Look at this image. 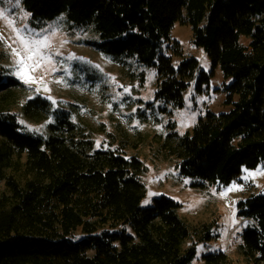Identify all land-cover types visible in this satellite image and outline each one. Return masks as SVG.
<instances>
[{
  "label": "trees",
  "instance_id": "obj_1",
  "mask_svg": "<svg viewBox=\"0 0 264 264\" xmlns=\"http://www.w3.org/2000/svg\"><path fill=\"white\" fill-rule=\"evenodd\" d=\"M34 19L65 14L73 26L90 28L100 50L117 64L134 59L157 74L156 100L182 107L196 58L175 67L163 45L176 23L192 28L212 73L226 87L223 113L207 112L192 133L174 132L153 148L155 159L176 160L184 176L204 185L231 184L244 167L264 162V0H23ZM182 54L178 41L170 44ZM0 51V264H194L197 241L212 237L210 225H193L180 203L167 196L150 207L138 155L96 149L65 111L40 97L22 105L33 120L52 116L44 135L23 131L13 106L22 82L5 76ZM209 75L200 71L197 88ZM174 126V125H172ZM23 129V130H22ZM120 148L137 146L122 131ZM248 224L240 250L264 264V191L238 203ZM196 239V240H195ZM188 241L190 244L187 245ZM186 244V245H185ZM185 245V246H184ZM200 264H237L226 252L204 254Z\"/></svg>",
  "mask_w": 264,
  "mask_h": 264
},
{
  "label": "rangeland",
  "instance_id": "obj_2",
  "mask_svg": "<svg viewBox=\"0 0 264 264\" xmlns=\"http://www.w3.org/2000/svg\"><path fill=\"white\" fill-rule=\"evenodd\" d=\"M0 13L3 14L0 51L7 55L5 76L23 84L17 89L13 106L18 122L25 127L22 130L44 135L53 117L29 119L23 114L22 105L35 97L47 100L53 109L65 111L94 141L96 149L111 147L141 158L148 168L141 176L146 188L143 207H150L154 198L164 195L180 203V215L191 224L210 225L212 237L197 241L194 264H200L204 254L217 251L226 252L237 264H251L240 250L248 222L240 215L238 203L264 191V162L256 168L244 167L229 185L203 186L201 180L182 175L176 168V160L153 156V148L170 134L175 132L176 138L184 137L192 133L193 126L207 112L219 114L230 108L226 104V87L231 79H226L220 69L211 74L212 62L204 48L193 42L192 28L176 23L171 42H165L162 52L172 57L175 67L184 58H196L200 71L209 75V81L199 90L198 71L189 79L183 106L174 108L156 100L155 68L134 59L125 64L115 63L100 50V40L90 28L73 26L65 14L52 20L34 19L23 0H0ZM17 31L30 39L47 38L49 42L50 46L42 49L41 54L49 57L51 63L41 62V67L30 73L36 83H25L18 75L20 57L14 50L21 55L24 50ZM175 41L181 45V55L168 49ZM122 131L137 146L120 148ZM4 189L2 184L0 192Z\"/></svg>",
  "mask_w": 264,
  "mask_h": 264
},
{
  "label": "snow or ice",
  "instance_id": "obj_3",
  "mask_svg": "<svg viewBox=\"0 0 264 264\" xmlns=\"http://www.w3.org/2000/svg\"><path fill=\"white\" fill-rule=\"evenodd\" d=\"M0 16H3V14L0 13ZM9 23L11 24V22ZM17 38L24 50L23 55H21L19 51L14 50V54L20 57L17 61L20 69L18 75L25 83H36V78H34L30 73L39 69L41 67V62H46L48 64L51 63V59L49 57H45L41 54L42 49L50 46L49 42L47 38L30 39L19 31H17Z\"/></svg>",
  "mask_w": 264,
  "mask_h": 264
}]
</instances>
